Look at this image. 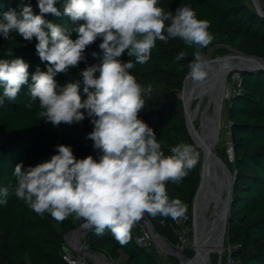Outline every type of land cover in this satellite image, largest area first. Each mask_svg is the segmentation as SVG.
<instances>
[{"label": "clouds", "instance_id": "9594fccd", "mask_svg": "<svg viewBox=\"0 0 264 264\" xmlns=\"http://www.w3.org/2000/svg\"><path fill=\"white\" fill-rule=\"evenodd\" d=\"M56 3L38 0L40 14H34L30 3L19 0L18 10L0 13V36L7 40L15 32L27 42L35 38L36 53L46 62V71L37 67L30 74L23 58L0 59V104L5 98L16 100L26 86L30 102L25 107L38 102L37 116L53 126L80 123L87 116L94 125L87 138L102 154L77 159L70 145L58 144L50 159L15 166L13 194L41 217L47 213L57 222L72 217L98 236L107 230L125 246L145 214L174 221L185 217L187 206L169 196L167 185L179 186L199 162V153L187 143L171 146L170 155L164 153L153 128L139 118L152 86L138 82L130 70L148 62L157 41L179 39L195 49L188 75L203 84L209 61L202 49L214 39L211 25L199 19L190 4H181L173 13L160 0H66L61 13ZM45 14L66 16L76 27L69 31L46 20ZM98 38L102 57L80 72L82 91L79 81L59 85L54 78L86 63V49ZM125 52L134 59L123 61ZM187 55L180 51L174 62ZM8 195L7 188H0V204L7 203Z\"/></svg>", "mask_w": 264, "mask_h": 264}, {"label": "trees", "instance_id": "16d2710c", "mask_svg": "<svg viewBox=\"0 0 264 264\" xmlns=\"http://www.w3.org/2000/svg\"><path fill=\"white\" fill-rule=\"evenodd\" d=\"M24 2L31 4L34 14H40L38 0ZM65 2L57 0L55 5L61 13ZM18 3L19 0H0V13L9 9L18 10ZM181 4H190L199 19L210 22L209 31L214 39L207 48L202 49L204 55L213 46L222 45L247 56L264 58V18L259 17L244 0H160V5L171 12H175ZM44 18L61 24L69 31L76 27L63 15L55 17L45 14ZM71 35L73 39L76 38L75 32ZM101 42L102 38H98L86 49V63L81 62L67 74H58L54 78L57 83L63 86L79 81L82 91L80 72L86 66L100 62ZM36 43L35 38L27 42L15 32L7 40L0 36V59L21 57L29 64L30 74L37 67L46 71V62H42L36 53ZM9 50L12 51L11 56H7ZM182 50L188 55L180 62H174L175 56ZM194 51L179 39L169 40L167 44L157 41L148 62L137 64L130 70L138 82L145 87L152 86L139 118L153 128L157 139L162 142L164 153L170 155V147L182 142L199 153V162L183 182L179 186L172 183L167 185L169 196L179 198L187 206L190 225L193 198L200 179L201 151L188 135L182 102L175 96L169 100V95L180 91ZM92 52L98 53V56L93 57ZM121 59L126 62L134 58H129L125 52ZM240 76L241 90L233 92L227 101L234 153L233 162H227V165L234 181L225 238L231 247L232 257L238 259L240 264H264V71L240 72ZM2 94L3 89L0 88V96ZM29 102L30 96L25 86L16 100L5 98L4 103L0 104V188L9 191L7 203L0 204V264H66L62 259L64 236L81 226V221L69 217L57 222L47 213L41 217L18 200L13 194L16 186L14 168L19 163L26 168L50 159L56 154L58 144L70 145L77 159L89 155L98 159L102 153L94 149L93 141L87 138L94 125L86 114L80 123L53 126L37 116L40 111L38 102L28 109L25 105ZM145 215L162 238L176 243L171 218ZM161 219H164V223H161ZM134 236L135 230L132 229L130 242L121 246L107 230L103 236H98L95 229H86L84 244L91 251L105 254L112 264H178L173 257L169 258V262H162L152 246H138Z\"/></svg>", "mask_w": 264, "mask_h": 264}, {"label": "bare ground", "instance_id": "6f19581e", "mask_svg": "<svg viewBox=\"0 0 264 264\" xmlns=\"http://www.w3.org/2000/svg\"><path fill=\"white\" fill-rule=\"evenodd\" d=\"M260 9L264 10L260 0H256ZM237 56V55H235ZM236 58H227L218 61L213 65L208 66V76L203 84H196L192 81L190 76H187L184 81V85L181 91L180 99L184 101V107L186 110V116L188 121V128L190 137L193 143L200 146L207 153L208 149L211 148L213 151L215 144L217 143V128L220 129L221 123V111L223 107V97L226 90V83L224 84L222 78V72L225 69L223 67L225 61L229 66H235L239 61ZM240 60V59H239ZM253 61V60H252ZM240 63H250L248 60H240ZM264 64V61H260ZM226 67V68H227ZM210 83H214L216 100L219 102L216 113L209 115L208 123L204 128L202 134L196 133L194 130L192 121V103L193 98L197 92L203 90L205 86ZM203 168V188L196 201V216H195V233L196 242L194 249L196 250V256L190 264L204 263L210 264V257L212 253L221 252L223 238L225 235L224 229V211L225 203L222 201V190L220 178L226 176L224 170H221V166L216 162L213 156L206 155ZM208 188L211 190V194H208ZM229 189V187H228ZM227 189V192H228ZM210 196V207L207 210L206 204L207 199ZM227 201V193L226 198ZM70 241L77 246V240L74 234L69 235ZM160 243V242H159ZM163 243V242H162ZM162 245V244H161ZM166 246V245H165ZM167 247V246H166ZM99 264L102 261L99 258H94Z\"/></svg>", "mask_w": 264, "mask_h": 264}, {"label": "rangeland", "instance_id": "374dc122", "mask_svg": "<svg viewBox=\"0 0 264 264\" xmlns=\"http://www.w3.org/2000/svg\"><path fill=\"white\" fill-rule=\"evenodd\" d=\"M244 2L248 6H251L252 8H254L252 0H244ZM260 2L262 4V6H264V0H260ZM254 10H255V8H254ZM229 55L234 56V55H237V53H235L234 51H232L229 48L224 47L222 45H215L209 50L208 54L205 55V57L209 61V65H213L220 60H218V61H211V60L219 59V58L229 56ZM229 75L227 77L226 90H225V94L223 97L224 101H223V107H222V111H221V123H220V129H219L220 133H219V136L217 139V143L215 144L214 149H213V152L226 164L227 168H228L227 164L230 162L229 157L227 155V148H226V143L229 141L228 140V138H229L228 128H227V126L229 124L228 123V117H227V101H228L230 95L233 93V90H234L233 84L229 79ZM183 85L184 84L182 83V87H181L179 92H175V94L173 96L169 95V100L171 99V97L175 96V97L179 98V100L181 101L180 95H181ZM215 97H216V95H215L214 83H210L207 86H205L203 88V90H201L200 92H197L193 98L192 110H191V115L193 118L192 124H193V127L195 128L194 130H196V133H198V134L203 133L204 128L206 127V125L208 123L209 115L211 116V115L216 113L219 102L216 100ZM162 100H166V99L163 98ZM182 107H183V103H182ZM221 170H224V169L221 167ZM224 172H225V170H224ZM225 174H226V172H225ZM227 177L228 176L226 174V176H223V177L221 176V178H220L223 203L226 202L225 198H226V193H227V189H228ZM208 194H211L210 188H208ZM209 207H210V196L207 199L206 209L208 210ZM193 210L194 209H193V205H192L191 227H192V219H193ZM195 216H196V207H195ZM222 238H223L222 251L211 254L210 264H226V260H227V256H228V244L226 242L225 235H223ZM80 241L84 245V238L83 237H81ZM75 243H76V241H75ZM167 243H169L173 248H175L174 247L175 243H171L169 241H167ZM160 247L161 248L156 251L154 249V246L152 245V249L157 253L158 258L162 262H169L168 261L169 258L173 257L174 259L177 260V263L180 264V261L176 257L172 256L171 252L168 250V248L166 246L160 245ZM186 251L189 253L187 254ZM182 253L185 254L189 259H192L195 256L193 227H192L191 238H190V246L187 250H185ZM90 264H99V263L93 259H90ZM100 264H108V263H106L105 261L102 260L100 262Z\"/></svg>", "mask_w": 264, "mask_h": 264}, {"label": "water", "instance_id": "95a60500", "mask_svg": "<svg viewBox=\"0 0 264 264\" xmlns=\"http://www.w3.org/2000/svg\"><path fill=\"white\" fill-rule=\"evenodd\" d=\"M254 8H255V13L261 17L264 18V10L260 9L258 6V2L256 0H252ZM230 50L234 51L235 53H237V56H225L219 59H214L211 61H218V60H223V59H227V58H238L237 61H239V63H237V65L235 66H229L227 68H225L222 72V78H223V82L224 84L227 82V77L229 74H231V72L233 71H239V72H257V71H264V64L260 63V61H264V58H260V57H256V56H247L245 54H243L242 52H239L235 49H231ZM248 60L250 63H240V60ZM253 60V61H252ZM187 76H189L188 74L186 75L184 81L186 80ZM183 81V83H184ZM182 103H183V112H184V118H185V124H186V128H187V132L188 135L190 136L189 133V128H188V121H187V116H186V110L184 107V101L181 99ZM219 128H217V137L219 136ZM191 138V137H190ZM195 145V144H194ZM195 147L201 151V169H200V179H199V184L197 186V190L195 192L194 198H193V219H192V227H193V236H194V245L196 242V233H195V204L196 201L201 193V189L203 188V168H204V162L206 160V155L208 153V155L213 156V158L216 160V162L225 170L226 174H227V181H228V192H227V201L225 204V213H224V229L226 231V226H227V218H228V213H229V208H230V203H231V191H232V186H233V181H234V177L231 174V172L229 171V169L227 168L226 164L211 150V148L208 149V152L206 153L204 151L203 148H201L200 146L195 145ZM143 221H145L149 227L150 230L153 234V237L155 240H160L161 242H163L168 250L171 252L172 256L176 257L179 261L180 264H190L191 261H193V259L196 256V250H195V256L192 259H189L185 254L178 252L175 248H173L169 243H167V240H165L164 238H162L159 233L156 231V229L153 227V225L151 224L149 218L145 215L144 218L142 219ZM85 230L84 228H82L81 226L77 227L76 229L69 231L68 233L65 234L64 238L67 235H71L74 234L75 238L77 240V246H76V250L80 253L85 254L86 256H88L90 259L94 258H99L103 261H105L108 264H112V262L105 256V254H103L102 252L99 251H91L88 249V247L84 244L81 243L80 239L81 237L84 238L85 236ZM197 264H204V263H197Z\"/></svg>", "mask_w": 264, "mask_h": 264}, {"label": "built area", "instance_id": "2783aa9c", "mask_svg": "<svg viewBox=\"0 0 264 264\" xmlns=\"http://www.w3.org/2000/svg\"><path fill=\"white\" fill-rule=\"evenodd\" d=\"M230 81L233 84V88H234L233 92H239L241 90L240 72L233 71L230 74ZM227 128L229 135L228 138L229 141L226 143L227 155L229 157V161L233 162L234 153H233V144L230 139L231 136L230 123L228 124ZM189 222L190 219L187 213L185 217L183 219H180L179 221L172 220V228H173L174 236L176 238V243L174 247L178 252L181 253L187 250L190 246L192 227ZM132 229L135 230L134 240L138 246L150 247L153 245L156 251L161 248L160 247L161 244L165 246V244L162 243L160 240L154 239L150 227L145 221L141 220L137 222ZM64 240H65L64 253L62 259L66 264H90V258L85 254L80 253L76 250V246L70 241L69 235H67L64 238ZM226 264H240V261L238 259L232 257L230 246H228V256H227Z\"/></svg>", "mask_w": 264, "mask_h": 264}]
</instances>
